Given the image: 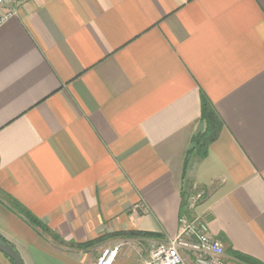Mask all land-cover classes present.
Returning a JSON list of instances; mask_svg holds the SVG:
<instances>
[{
  "label": "crops",
  "instance_id": "1",
  "mask_svg": "<svg viewBox=\"0 0 264 264\" xmlns=\"http://www.w3.org/2000/svg\"><path fill=\"white\" fill-rule=\"evenodd\" d=\"M4 11L0 189L66 241L161 235L61 246L0 199V235L26 264H96L120 238L175 237L195 192L225 264H245L230 249L264 263V0H19ZM203 98L224 127L200 157L190 149ZM135 250L128 264H144L149 248ZM0 264L13 263L0 252Z\"/></svg>",
  "mask_w": 264,
  "mask_h": 264
},
{
  "label": "built area",
  "instance_id": "2",
  "mask_svg": "<svg viewBox=\"0 0 264 264\" xmlns=\"http://www.w3.org/2000/svg\"><path fill=\"white\" fill-rule=\"evenodd\" d=\"M18 1L0 0L5 9L3 20L16 14ZM203 198V192L187 196L185 210L179 216L178 234L151 242L144 264H225L223 243L211 234L208 220L196 212ZM122 246L104 250L96 264H114Z\"/></svg>",
  "mask_w": 264,
  "mask_h": 264
},
{
  "label": "trees",
  "instance_id": "3",
  "mask_svg": "<svg viewBox=\"0 0 264 264\" xmlns=\"http://www.w3.org/2000/svg\"><path fill=\"white\" fill-rule=\"evenodd\" d=\"M201 122L203 124V128H201V130L198 131L196 135L192 138L191 141L192 147L190 149V152H196L200 157H205L209 151V147L213 142H215L218 139L224 127V121L222 120L221 116L218 114L213 104L205 98H203L202 100ZM0 199L4 201L9 208H11L19 215H21L24 219H26V221L32 227L36 228L44 237L52 240L54 243L59 245H65L68 247H74L78 249H87L89 247L96 246L97 244H99L100 242L104 241L106 238L109 237L120 236V237H129V238H134V237L156 238V239L161 238V235L155 232H146V231L123 232L122 231V232H115L113 234L102 236L94 240H89L83 243L66 241L56 231H54L47 224H45L29 208H27L16 198L4 192L1 189H0ZM185 202H186V197H183V201L181 205L182 212L185 210V204H186ZM0 238H2L4 241L9 242L5 237L1 235ZM229 252L232 253L237 259L244 262L245 264H264L263 262L251 256L239 252H235L232 249H230Z\"/></svg>",
  "mask_w": 264,
  "mask_h": 264
},
{
  "label": "rangeland",
  "instance_id": "4",
  "mask_svg": "<svg viewBox=\"0 0 264 264\" xmlns=\"http://www.w3.org/2000/svg\"><path fill=\"white\" fill-rule=\"evenodd\" d=\"M122 239L123 238H120V241L116 240V243H115L116 245L117 244H122L123 245L122 248H120V252L118 254L119 256L116 258L115 264H122V263L123 264H128L132 260V257L128 256L127 253H126V247L135 248L136 249L135 251H137L140 254V256L141 255L145 256L146 250L148 251V248H149L148 245L142 244L140 240H138V241H136V240L135 241H133V240H130V241L125 240V241H123ZM101 243H99V244H101ZM99 244H97V245H99ZM61 246H63V245H61ZM99 246H102V245H99ZM101 249H102L101 247L97 248L96 255H99V254L101 255L102 254Z\"/></svg>",
  "mask_w": 264,
  "mask_h": 264
},
{
  "label": "water",
  "instance_id": "5",
  "mask_svg": "<svg viewBox=\"0 0 264 264\" xmlns=\"http://www.w3.org/2000/svg\"><path fill=\"white\" fill-rule=\"evenodd\" d=\"M0 252L11 259L15 264H26L17 249L7 241L0 238Z\"/></svg>",
  "mask_w": 264,
  "mask_h": 264
}]
</instances>
